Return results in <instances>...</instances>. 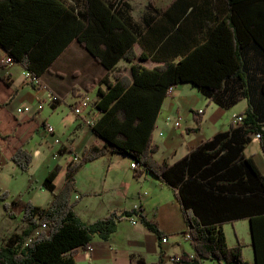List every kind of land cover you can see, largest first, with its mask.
I'll use <instances>...</instances> for the list:
<instances>
[{
    "label": "trees",
    "instance_id": "1",
    "mask_svg": "<svg viewBox=\"0 0 264 264\" xmlns=\"http://www.w3.org/2000/svg\"><path fill=\"white\" fill-rule=\"evenodd\" d=\"M223 1L227 12L212 29L207 44L177 62L150 69L136 61L145 54L135 52V31L122 20L127 0H0V67L16 61L38 78L76 39L112 77V81L108 75L101 79L104 88L96 91L94 105L99 116L90 127L96 141L68 163L60 190L55 191L53 183L60 166L45 175L41 185L52 194L48 205L21 203L20 199L4 203L10 217H15L17 206L21 209L23 226L0 245V264H77L79 249H87L95 235L107 240L125 218H135L159 240L165 237L158 221L147 216L142 206L114 209L92 222L76 214L78 198L71 196L77 170L107 153L129 156L137 164L134 176L149 173L172 188L183 212V232L189 234L193 249V254L183 253L177 261L249 264L242 245H229L223 230L224 223L246 218L255 264H264V174L244 154L245 146L259 134L264 155V0ZM169 9L173 14L168 19H189L193 2L173 0L161 12ZM29 10L36 12L25 17ZM216 31L226 39L219 43L225 49L221 54L211 48L219 46L212 41ZM121 59L130 63V75L116 67ZM183 82L221 107L228 108L239 99H245L246 106L237 114L241 123L232 122L227 130L169 164L154 158L158 145L153 142V130L163 98ZM57 101L53 95L52 102ZM199 113L190 130H199ZM0 137L8 135L0 132ZM10 160L26 171L32 153L21 145ZM132 264L147 263L137 258Z\"/></svg>",
    "mask_w": 264,
    "mask_h": 264
},
{
    "label": "crops",
    "instance_id": "2",
    "mask_svg": "<svg viewBox=\"0 0 264 264\" xmlns=\"http://www.w3.org/2000/svg\"><path fill=\"white\" fill-rule=\"evenodd\" d=\"M216 1L218 10L213 7ZM192 2L193 10L189 19H168L169 14H173V9L166 10L163 14L162 7H151L150 2L146 3L141 19H135L131 0H127L122 20L135 31V52L145 54L144 59L137 58L136 61L151 69L165 62H177L183 55L207 44L212 29L222 21L227 12L226 4L223 0ZM35 12L29 10L24 16H32ZM221 40L225 43L224 33L214 32L212 41L219 45ZM211 48L216 54L225 50L215 44ZM4 59L7 61L8 58ZM116 67L130 75L129 62L121 59ZM25 71L27 70L16 61L6 62L0 67V132L8 135L6 139L0 137V168L2 162L9 160L13 151L21 145L32 153L33 164L35 155L46 154L45 149H42L45 142L50 145L52 157L48 159L39 178L43 181L47 172L59 165V172L53 180L55 191H58L64 183L68 163L76 160L86 146L96 141L91 128L73 113L72 107L78 104L79 98L86 97L91 107L97 111L94 105L96 91L98 87L104 88V84L99 81L109 71L76 39L71 40L53 59L49 69L38 77L41 85L39 88L25 79ZM108 80L112 81L109 75ZM53 95L59 101L53 103ZM193 99L196 101L192 102ZM245 106V99H239L228 108L221 107L190 83H180L163 98L157 114L153 142L158 145V150L154 158L172 164L186 157L218 132L227 130ZM198 112L202 119L200 128L197 131L190 130L196 125L195 117ZM178 117L181 120L176 127L174 123ZM184 118L188 120L185 121ZM45 124L54 127L52 135L45 132ZM54 137L59 139V143L52 142ZM31 140H35L33 146L30 144ZM254 143L258 144L257 151L261 150L257 155L258 160L248 151V145ZM261 153L263 155L259 138L253 136L245 146L244 154L251 156L264 174ZM59 160L62 162H57ZM131 161L127 155L107 153L83 165L76 173L75 191L71 196L72 200L78 198L74 210L83 221L92 222L114 209L142 206L147 216L158 221L167 238L166 242L159 240L154 232L135 218H125L118 222L116 231L107 240L95 235L89 243L91 250L79 249L75 255L77 264H132L137 258L144 259L147 264H158L159 261L161 264H185L172 258L183 253L193 254L190 240L183 232L186 228L183 212L172 188L149 173L134 176ZM258 161L263 166H259ZM89 170L91 175L82 177L81 174ZM51 197L50 193L46 205ZM23 198L32 201L30 194H24ZM244 221H247L249 233L246 244L252 249L255 264L249 220L243 218L226 222L223 230L229 245L241 244L235 231L234 240L229 242L226 227L241 226ZM22 226L21 219L16 224L8 221L6 235L1 238L0 245ZM213 260L205 259L201 264H216Z\"/></svg>",
    "mask_w": 264,
    "mask_h": 264
},
{
    "label": "rangeland",
    "instance_id": "3",
    "mask_svg": "<svg viewBox=\"0 0 264 264\" xmlns=\"http://www.w3.org/2000/svg\"><path fill=\"white\" fill-rule=\"evenodd\" d=\"M170 1L171 0H131L134 18L141 19V15L143 11L145 10V5L147 2H150L151 7H153L152 5H155L157 7L163 8ZM213 5H214L213 6L214 9L218 10V2L217 1L214 2ZM195 101L196 99H193L192 102H195ZM183 120L187 121L188 118H184ZM30 144L31 146H33V144H35V140H31ZM256 145L258 144L254 143V144L248 145V151L252 152L255 155V158L258 160L257 155L259 152H261V150L257 151ZM49 147L50 145L44 142V146L42 147V149H45L46 154L43 153V154H40L39 156L35 155L33 164L31 162V165L26 171L21 170L10 159L9 160L5 159L6 161L4 160L2 162L1 168H0V240L2 237L6 235L5 228H7L6 224L8 225V221L10 224H16L18 221H20L21 216H22V211L17 206L15 209V212H16L15 217H10L4 208V203L10 204L11 201L14 199H20V202L24 203L28 200H24L23 195L30 194L32 196L31 202H33V204H36L38 206H47L46 204H47L50 192L47 189H45L42 185H40L42 180L39 178V176L44 166L47 164L48 159L52 157V151L49 149ZM262 159L264 161L263 155H262ZM57 162H62V160H59ZM259 166H263L262 163L259 162ZM81 168H79L77 172ZM91 173H92L91 170H89V172L85 174H81V175L82 177H87V176H90ZM75 178H76V174H75ZM234 231L236 232L239 238V242L243 245L242 250H243L244 258L247 260L249 264H254L252 249L249 245L246 244L247 243L246 239H249L247 221H244L241 226H237V227L235 226L231 227L230 225H227L226 233H227L228 240L230 243L234 240ZM213 261H215L214 263L216 264H228L224 261H221V262H218L217 260H213Z\"/></svg>",
    "mask_w": 264,
    "mask_h": 264
},
{
    "label": "built area",
    "instance_id": "4",
    "mask_svg": "<svg viewBox=\"0 0 264 264\" xmlns=\"http://www.w3.org/2000/svg\"><path fill=\"white\" fill-rule=\"evenodd\" d=\"M24 76H25V79H27L31 83L32 86H34L36 88H39L41 86L40 82L38 81V78L33 77L28 71H25ZM171 89H173V88L171 87L169 89V92L171 91ZM72 111L75 115L81 117L82 122L89 127H91L94 124L95 120L99 116V112L94 110L91 107L90 101L86 97L79 98L78 104L72 107ZM180 120H181L180 117H178V119L175 121L174 125L176 127L180 125ZM241 121H242V117L236 115L233 122L235 124H239V123H241ZM45 132L48 135H52L54 132V127L51 124H45ZM254 136L259 138V134H255ZM52 142L57 144V143H59V139L57 137H54ZM130 166H131V168H135V167H137V164L135 161L132 160L130 163ZM132 222L135 223L134 220H132ZM184 234H185V237L187 239H190L188 233H184ZM166 240H167V238L163 237L161 241L166 242ZM87 249L91 250V246L88 245ZM172 259L177 261V256L173 257Z\"/></svg>",
    "mask_w": 264,
    "mask_h": 264
}]
</instances>
